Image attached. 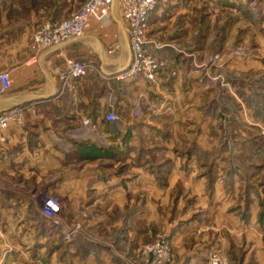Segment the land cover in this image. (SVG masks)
<instances>
[{
    "label": "rangeland",
    "instance_id": "374dc122",
    "mask_svg": "<svg viewBox=\"0 0 264 264\" xmlns=\"http://www.w3.org/2000/svg\"><path fill=\"white\" fill-rule=\"evenodd\" d=\"M41 1L52 9L50 0ZM83 3L70 0L58 20L39 22L30 44L42 26L70 17ZM202 4L187 9L191 25L204 32L196 79L181 82L172 70L173 77L159 83L164 67L155 81L139 73L131 75L137 86L124 85L125 95L139 98L137 114L117 119L114 113L105 171L107 179L120 178L112 182H122L121 192L92 189L98 195L89 199L97 197L90 212L70 214L49 180L38 187L31 182L27 198H18L11 213L0 212V264H264V227L256 225L264 223V0L248 2L250 23L238 11L234 16ZM113 9L119 14L121 0ZM248 10L240 11L247 16ZM90 20L104 33L114 27L111 16L86 24ZM158 26L154 38H170ZM102 43L109 69L126 61L122 40ZM75 57L97 66L95 56ZM121 72L112 79L131 77L116 78ZM121 121L129 122L138 145L125 164L117 160L129 146L121 151L120 143L132 134L118 137ZM44 194L61 198L58 223L36 213Z\"/></svg>",
    "mask_w": 264,
    "mask_h": 264
},
{
    "label": "crops",
    "instance_id": "0c3cea01",
    "mask_svg": "<svg viewBox=\"0 0 264 264\" xmlns=\"http://www.w3.org/2000/svg\"><path fill=\"white\" fill-rule=\"evenodd\" d=\"M50 1L52 9L46 8L41 0H0V70H6L10 75L9 89L0 94V111L14 105H21L24 109L22 125H10L4 130L5 140L0 142V176L6 181V185L0 186V201L3 202L0 212L4 213L12 212L18 198L29 196L33 187L31 182L38 187L49 180L52 191L65 199L66 210L70 214L82 209L90 212L89 208L93 207L97 197L93 201L89 199L98 195L92 194V189L107 195L120 193L122 189V182L116 185L120 178L107 179L105 172L111 136L109 130H114V121L107 120L105 115L113 112L117 119L134 117L137 114L134 103L138 105L139 98L136 94L129 96L123 92L124 85L137 86L136 77L112 79L115 73L128 66L130 59L121 10L119 14L114 12L117 0H113L110 16L114 27L111 26L106 33L99 31L98 25L90 20L82 36L36 52L30 44L34 28L43 20H58L61 10L70 2ZM249 1L160 0L148 19L151 52L167 61L158 78L159 83L172 78V70H175L174 75L179 81L195 80L202 67L200 55L203 53L204 32L197 25H191L193 16L187 11L188 6L203 3L204 7L215 12L227 10L234 16L239 13V17H246L244 19L250 23L254 16L248 10ZM241 9L248 10L247 16L241 13ZM158 25L163 26V35L170 38L162 41L154 38L161 32ZM118 39L122 40L128 52L127 58L123 63H115L117 67L111 70V63L103 54L102 41ZM66 56L89 60L95 56L96 69L65 82L59 72ZM117 60L118 55L113 61ZM109 92L112 93L110 97ZM125 121H121L122 124L117 125L118 131H115L118 137L132 134L131 139L125 138L124 144L120 143L121 151L124 146L130 148L126 149V155L118 158L117 162L121 164L129 162L127 155L133 157L138 146L133 128L129 130V122L125 124ZM112 137L114 141L116 136ZM120 144L116 143L117 146ZM114 179L118 181L112 182ZM8 192L14 193L13 197ZM20 209L22 211L26 206ZM36 213L42 216L40 210ZM251 223L253 219L247 224L251 226ZM256 225L264 227V223L256 222Z\"/></svg>",
    "mask_w": 264,
    "mask_h": 264
},
{
    "label": "built area",
    "instance_id": "2783aa9c",
    "mask_svg": "<svg viewBox=\"0 0 264 264\" xmlns=\"http://www.w3.org/2000/svg\"><path fill=\"white\" fill-rule=\"evenodd\" d=\"M112 1L84 0L82 8L77 13L51 24L46 23L37 30L33 34L34 41L31 46L36 52H40L51 46L60 45L72 38L82 36L88 18L94 17L99 21H105L110 18V5ZM159 1L121 0V14L126 25L130 59L128 66L116 78L140 73L144 78L155 81L159 70L166 67L167 61L159 56H155L145 46L149 15ZM256 1L251 0V3L256 4ZM63 65V69L59 72V75L65 82L70 79L83 77L90 70L96 69L92 66L91 62L72 56H66ZM9 87V72L0 70V94L5 93ZM105 117L109 121H114L116 116L113 112H107ZM23 118L24 109L21 105H14L0 111V142L5 140L4 130L10 125L21 126ZM85 122H88V119ZM40 212L45 218L58 223L61 213V198L57 195L44 194V198L40 204ZM72 229L68 230L70 234H74V230L77 231V226Z\"/></svg>",
    "mask_w": 264,
    "mask_h": 264
},
{
    "label": "water",
    "instance_id": "95a60500",
    "mask_svg": "<svg viewBox=\"0 0 264 264\" xmlns=\"http://www.w3.org/2000/svg\"><path fill=\"white\" fill-rule=\"evenodd\" d=\"M22 100H24V99H22Z\"/></svg>",
    "mask_w": 264,
    "mask_h": 264
},
{
    "label": "bare ground",
    "instance_id": "6f19581e",
    "mask_svg": "<svg viewBox=\"0 0 264 264\" xmlns=\"http://www.w3.org/2000/svg\"><path fill=\"white\" fill-rule=\"evenodd\" d=\"M74 232V231H73Z\"/></svg>",
    "mask_w": 264,
    "mask_h": 264
}]
</instances>
